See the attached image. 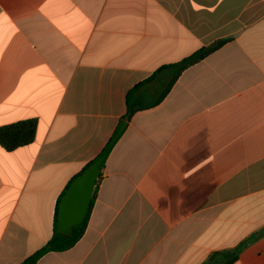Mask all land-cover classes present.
<instances>
[{"label":"crops","instance_id":"0c3cea01","mask_svg":"<svg viewBox=\"0 0 264 264\" xmlns=\"http://www.w3.org/2000/svg\"><path fill=\"white\" fill-rule=\"evenodd\" d=\"M222 40L152 104L156 70ZM30 118L0 144V264L53 237L124 120L85 233L37 264H223L245 241L231 264H264V0H0V126Z\"/></svg>","mask_w":264,"mask_h":264},{"label":"trees","instance_id":"16d2710c","mask_svg":"<svg viewBox=\"0 0 264 264\" xmlns=\"http://www.w3.org/2000/svg\"><path fill=\"white\" fill-rule=\"evenodd\" d=\"M223 42L224 40L218 41L213 45L203 47L197 52L193 53L192 55L184 58L180 62L167 64V65L160 67L158 70H156L152 74V76H150L148 80L146 81L152 80L158 74L164 71H169L171 74V77L169 80L165 82V88L163 89L161 95L152 104H157L166 97V95L170 92V90L172 89L173 85L175 84V82L177 81L181 73L186 68H188L189 66L197 63L201 59L208 56L210 53L216 50ZM143 83L144 82H142V84ZM139 85L141 84H138L136 88L139 87ZM137 108L138 107H130L128 114L126 115V118L130 119ZM37 127H38V120L36 118L23 119V120L8 123L5 125H1L0 126V144L8 151H13L21 146L28 145L32 141H34L36 137ZM113 139L114 137L110 139L107 147L111 144ZM107 147L105 148V150L107 149ZM89 164L87 166H89ZM100 177H101V174H100ZM98 186H99V183L97 184L94 198L91 203L90 211L85 221L82 224L75 226L74 233L70 237H64L62 235L57 234V232H55L53 237L42 248H40L35 253L28 256L20 264H37L40 258L50 251H64V250H68L72 248L85 233L88 219H89L94 201L96 199ZM263 235H264V228L258 232L255 238L263 236ZM247 242L248 241L242 242L236 248L225 253L223 264L233 263L238 258L239 252L246 245ZM218 256L219 254L217 253L213 254L209 258V260L205 262L204 264H222L220 260H218Z\"/></svg>","mask_w":264,"mask_h":264},{"label":"water","instance_id":"95a60500","mask_svg":"<svg viewBox=\"0 0 264 264\" xmlns=\"http://www.w3.org/2000/svg\"><path fill=\"white\" fill-rule=\"evenodd\" d=\"M124 120L107 149L95 159L80 175L74 178L68 189L63 194L57 214L56 232L64 237H70L74 228L82 224L91 207L92 200L100 179L104 165L112 147L127 126Z\"/></svg>","mask_w":264,"mask_h":264}]
</instances>
